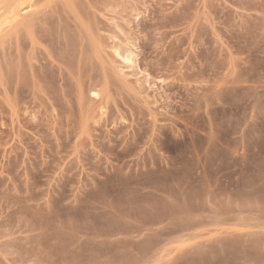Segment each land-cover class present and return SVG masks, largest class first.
<instances>
[{
  "label": "rangeland",
  "instance_id": "obj_1",
  "mask_svg": "<svg viewBox=\"0 0 264 264\" xmlns=\"http://www.w3.org/2000/svg\"><path fill=\"white\" fill-rule=\"evenodd\" d=\"M0 264H264V0H0Z\"/></svg>",
  "mask_w": 264,
  "mask_h": 264
}]
</instances>
